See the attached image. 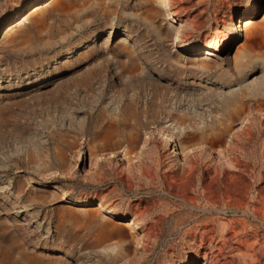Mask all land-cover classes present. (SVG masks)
<instances>
[{
	"label": "rangeland",
	"instance_id": "obj_1",
	"mask_svg": "<svg viewBox=\"0 0 264 264\" xmlns=\"http://www.w3.org/2000/svg\"><path fill=\"white\" fill-rule=\"evenodd\" d=\"M170 1L0 0V264H264V0Z\"/></svg>",
	"mask_w": 264,
	"mask_h": 264
},
{
	"label": "bare ground",
	"instance_id": "obj_2",
	"mask_svg": "<svg viewBox=\"0 0 264 264\" xmlns=\"http://www.w3.org/2000/svg\"><path fill=\"white\" fill-rule=\"evenodd\" d=\"M99 1L101 2V0ZM149 1L152 5L150 12H152L153 15L155 14L159 15L160 13H163V12H165V14L168 17L174 15L171 10L172 2L170 0H149ZM44 3H45V0H39V2L23 17V19L19 17L20 21L17 24L20 28L13 31L12 33L6 34L5 36L6 44H14L18 42L20 38H24V35L26 34V31L28 28L26 26H23V23L26 20L29 21L31 26L39 28L43 25L45 18H48L49 10H52L54 12H61V13L69 12L72 9V7H74L77 4V0H50L47 5ZM156 3L158 6H156ZM245 27H246V24L244 28ZM172 31L176 33V39L179 40L181 28L179 27L174 28V29L172 28ZM124 159L127 161L128 164H131L134 161V159H131L130 157H128V155H125V154H124ZM122 232L125 234L123 230Z\"/></svg>",
	"mask_w": 264,
	"mask_h": 264
},
{
	"label": "water",
	"instance_id": "obj_3",
	"mask_svg": "<svg viewBox=\"0 0 264 264\" xmlns=\"http://www.w3.org/2000/svg\"><path fill=\"white\" fill-rule=\"evenodd\" d=\"M125 149H126V143L113 145L105 151H100L97 155H98V157H100V156L101 157H108V156L118 155L119 158H123V153H124ZM86 161H87V164L90 161V153H89L88 149H86ZM121 229L124 230L122 227H121Z\"/></svg>",
	"mask_w": 264,
	"mask_h": 264
}]
</instances>
